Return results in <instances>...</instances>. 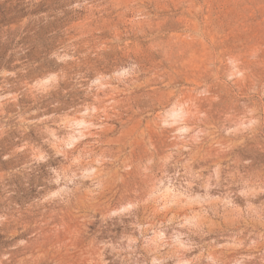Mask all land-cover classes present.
<instances>
[{
	"label": "rangeland",
	"instance_id": "rangeland-1",
	"mask_svg": "<svg viewBox=\"0 0 264 264\" xmlns=\"http://www.w3.org/2000/svg\"><path fill=\"white\" fill-rule=\"evenodd\" d=\"M0 264H264V0H0Z\"/></svg>",
	"mask_w": 264,
	"mask_h": 264
}]
</instances>
